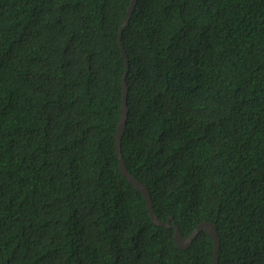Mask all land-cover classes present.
Listing matches in <instances>:
<instances>
[{
  "label": "trees",
  "instance_id": "1",
  "mask_svg": "<svg viewBox=\"0 0 264 264\" xmlns=\"http://www.w3.org/2000/svg\"><path fill=\"white\" fill-rule=\"evenodd\" d=\"M131 0H0V264H212L154 223L116 130ZM126 166L219 264H264V0H137Z\"/></svg>",
  "mask_w": 264,
  "mask_h": 264
},
{
  "label": "water",
  "instance_id": "2",
  "mask_svg": "<svg viewBox=\"0 0 264 264\" xmlns=\"http://www.w3.org/2000/svg\"><path fill=\"white\" fill-rule=\"evenodd\" d=\"M136 3H137V0L130 1L126 15L122 21V24L120 25V30H119L120 49H121L122 55L124 56L125 62H126V71L123 75L122 109H121L118 127L116 130V150L119 156V167L123 175L143 194L146 200V203H147L150 217L154 223L158 225H164L169 228H174V236H175L176 243L181 248H188L191 245L193 239L197 236V234L200 231L205 230L211 235L213 242H214L212 264H219V250H220L221 238L218 233L216 222L211 221V220H203L200 223H198L196 227L188 235L184 236L180 230L179 225L177 223H171L172 217H169L167 220H162L159 217V215L154 211L153 200H152V196H151L148 186L142 181H140L132 172L129 171V169L126 166V162L124 160L123 154H122V139H123V135L125 132L128 111H129V107H128L129 88H128L126 77L128 74V69H129V64H130V58L126 51L124 42H123V32L130 22V19L136 7Z\"/></svg>",
  "mask_w": 264,
  "mask_h": 264
}]
</instances>
